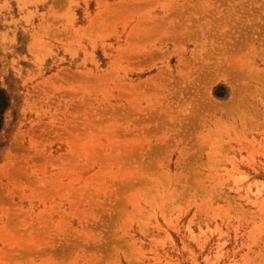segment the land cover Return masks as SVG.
Returning <instances> with one entry per match:
<instances>
[{
    "label": "rangeland",
    "instance_id": "obj_1",
    "mask_svg": "<svg viewBox=\"0 0 264 264\" xmlns=\"http://www.w3.org/2000/svg\"><path fill=\"white\" fill-rule=\"evenodd\" d=\"M0 264H264V0H0Z\"/></svg>",
    "mask_w": 264,
    "mask_h": 264
}]
</instances>
